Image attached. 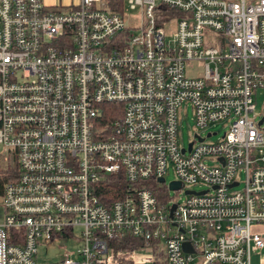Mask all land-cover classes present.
Wrapping results in <instances>:
<instances>
[{
  "label": "built area",
  "instance_id": "2783aa9c",
  "mask_svg": "<svg viewBox=\"0 0 264 264\" xmlns=\"http://www.w3.org/2000/svg\"><path fill=\"white\" fill-rule=\"evenodd\" d=\"M108 2L0 0V157L15 167L0 264H39V245L74 231L57 264H250L264 248V0ZM169 174L182 199L158 202L142 184ZM124 236L136 245H108Z\"/></svg>",
  "mask_w": 264,
  "mask_h": 264
},
{
  "label": "rangeland",
  "instance_id": "374dc122",
  "mask_svg": "<svg viewBox=\"0 0 264 264\" xmlns=\"http://www.w3.org/2000/svg\"><path fill=\"white\" fill-rule=\"evenodd\" d=\"M128 0H122L123 4H125ZM129 18L132 23H138L139 20V11L136 9L135 11L127 12ZM198 68H193L190 72L187 73L191 76L198 72ZM253 102L255 106V110L257 113L262 114L264 116V90H257L254 93ZM179 142L182 144L183 147H187L188 142L191 140V137L195 131L194 123L192 121L191 110L186 109L184 113L179 114ZM226 127H222L221 124H216L210 128H208L205 132L201 135L205 136L206 133L209 132H216L215 136L210 137L207 139L210 142L218 141L222 134L225 132ZM9 160L3 161L0 157V170L5 168ZM174 177L172 174H169L166 177V185H165V193L168 196V200L170 202H175L182 199V196L176 193L175 191L168 190L167 184L170 183ZM202 186H195L193 190L199 191L203 190ZM80 238L78 235V231H74L73 236L70 239H64L58 237L54 240H51L46 243H42L37 247V255L36 260L39 264H57L64 256L65 252L75 251L79 246ZM255 260L252 259V263Z\"/></svg>",
  "mask_w": 264,
  "mask_h": 264
},
{
  "label": "trees",
  "instance_id": "16d2710c",
  "mask_svg": "<svg viewBox=\"0 0 264 264\" xmlns=\"http://www.w3.org/2000/svg\"><path fill=\"white\" fill-rule=\"evenodd\" d=\"M122 0H109L108 2V10L110 12H115V13H119L121 11L122 8ZM155 10H164V8L160 5H158ZM154 10V11H155ZM166 11V10H165ZM172 14V12H171ZM161 20H157L156 23L159 24L161 23ZM104 107H116L115 104H106L104 105ZM120 107V106H117ZM109 112V111H108ZM120 116V115H119ZM117 117H118V113H117ZM104 118L107 122L112 121L114 118L116 119V115H112L108 114L107 112L104 113ZM110 118V119H109ZM15 177V167H14V163L11 161L8 162L7 165H5V168L0 170V195H1V191H2V187L4 184H6L7 182H10L14 179ZM109 181H112V184L110 183L109 185H107V189L105 192H110V196L111 199H117L118 198V194H120L118 192V194H115L116 191H113V188L118 189V191L120 190V185H122V179L116 178V179H111L108 178ZM114 185L116 187H114ZM145 188L151 190V192L153 193V195L155 196V198L157 199L158 202H161V200L164 198V186H160L158 185L154 180L149 179L146 182H144L142 184ZM132 240H130V237L128 236H124L120 239H115V240H111L108 242V245L113 247L115 250L118 249H131L133 248L136 243H131ZM154 264H161V262H157L156 260L154 261Z\"/></svg>",
  "mask_w": 264,
  "mask_h": 264
},
{
  "label": "crops",
  "instance_id": "0c3cea01",
  "mask_svg": "<svg viewBox=\"0 0 264 264\" xmlns=\"http://www.w3.org/2000/svg\"><path fill=\"white\" fill-rule=\"evenodd\" d=\"M2 214L3 211L0 207V221L2 219ZM253 231L255 233H258L259 235L264 236V227L259 226V227H254ZM252 259L255 260L252 263ZM250 264H264V248L259 249V250H253L250 255Z\"/></svg>",
  "mask_w": 264,
  "mask_h": 264
},
{
  "label": "water",
  "instance_id": "95a60500",
  "mask_svg": "<svg viewBox=\"0 0 264 264\" xmlns=\"http://www.w3.org/2000/svg\"><path fill=\"white\" fill-rule=\"evenodd\" d=\"M157 183L162 184L163 183V180L162 179H157ZM167 187H168L169 190H178L180 188V184L178 182H170V183H168ZM187 248H188V245L187 244H183L182 245V249L183 250H185Z\"/></svg>",
  "mask_w": 264,
  "mask_h": 264
}]
</instances>
